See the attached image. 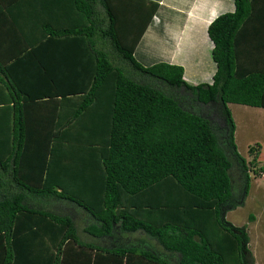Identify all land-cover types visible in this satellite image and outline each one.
Returning a JSON list of instances; mask_svg holds the SVG:
<instances>
[{
  "label": "trees",
  "instance_id": "trees-1",
  "mask_svg": "<svg viewBox=\"0 0 264 264\" xmlns=\"http://www.w3.org/2000/svg\"><path fill=\"white\" fill-rule=\"evenodd\" d=\"M158 1L0 0L25 15L0 54V264H247L245 225L224 214L260 147L237 153L227 104L264 108V0L209 21L214 70L195 84L147 51L181 15ZM163 83L219 106L220 133ZM69 211L109 242L81 240ZM136 231L161 249L117 241Z\"/></svg>",
  "mask_w": 264,
  "mask_h": 264
},
{
  "label": "rangeland",
  "instance_id": "rangeland-1",
  "mask_svg": "<svg viewBox=\"0 0 264 264\" xmlns=\"http://www.w3.org/2000/svg\"><path fill=\"white\" fill-rule=\"evenodd\" d=\"M229 1L231 4V0ZM201 40L202 39H195V42H201ZM193 43L194 42L190 41V44L193 45ZM203 56H206V52L203 54ZM207 59V62H204L199 68V71L202 72L201 75H204V70H207V72L214 70L210 58ZM120 63L124 66V62ZM124 67H126L124 72H127V74L134 73V71L129 66ZM144 78V82H153L150 84L155 86V83L152 81V79L150 80L148 77ZM163 85L169 89L165 92H168V94L176 98L178 101L180 100V104L184 108L205 115L213 125L214 128H212L214 133L216 135L217 132L220 133V130L223 127V117L219 106L217 112V106L215 104L203 105L197 102H192V100L189 99L188 94H185L180 90V88H169L164 83ZM157 86H161V84ZM160 88L164 87L161 86ZM227 106L234 122L233 141L237 153L243 156L246 161H249L252 155L247 153L248 147L259 144L260 148L258 150L259 152L257 155L256 165L262 167V170L259 171L258 176H252L250 173L249 187L246 194L242 198V202L233 209L226 211L224 214V219L236 226L245 225L248 247V252L245 254L246 263L264 264V108L235 103H228ZM219 144L223 146L221 142H219ZM228 172L232 182V192L236 197H238L240 194L239 175L234 171L233 168L229 169ZM261 172L262 175L260 174ZM58 209L61 211H67L66 208L65 210L62 208ZM69 212L74 218L76 231L81 240L97 242L99 244H105V242H109L107 239H96L95 237L89 236L82 232V226L86 224V221H84L82 216L78 213H74L73 211ZM249 215L252 216L251 220L248 218ZM124 237L121 236L117 239V241L125 240L126 242H131L149 249H161L154 242V239L146 236L141 231L127 234V236L124 235Z\"/></svg>",
  "mask_w": 264,
  "mask_h": 264
},
{
  "label": "crops",
  "instance_id": "crops-1",
  "mask_svg": "<svg viewBox=\"0 0 264 264\" xmlns=\"http://www.w3.org/2000/svg\"><path fill=\"white\" fill-rule=\"evenodd\" d=\"M168 7H172L181 12L176 17L173 26L166 31V36L155 38L154 34H146V41L150 44L146 46L147 51L161 59L169 58V63L182 66L183 78L189 84H195L200 81L209 80L212 71L204 70V75L199 68L209 58L211 45L207 39L206 26L209 21L224 7L230 8L229 0H159ZM22 11L9 8L0 13V54L10 51L9 42L15 44V41L9 32L19 34L14 30V22L21 23L24 19ZM11 21V22H10ZM10 22V23H9ZM181 22V25H180ZM9 23V24H8ZM13 28V29H12ZM197 35V36H196ZM192 38V39H191ZM195 39H202L201 42H195ZM194 42L193 45L190 44ZM206 52V56L203 54ZM213 66V65H212ZM28 88V87H27ZM83 220L89 218L83 214ZM86 234V233H85ZM99 239V238H96Z\"/></svg>",
  "mask_w": 264,
  "mask_h": 264
},
{
  "label": "built area",
  "instance_id": "built-area-1",
  "mask_svg": "<svg viewBox=\"0 0 264 264\" xmlns=\"http://www.w3.org/2000/svg\"><path fill=\"white\" fill-rule=\"evenodd\" d=\"M260 174L262 175V172Z\"/></svg>",
  "mask_w": 264,
  "mask_h": 264
}]
</instances>
